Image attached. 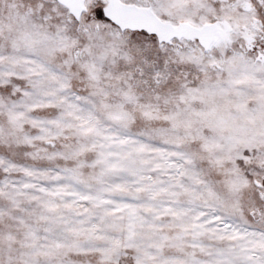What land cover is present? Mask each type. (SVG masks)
<instances>
[{
	"label": "snow or ice",
	"instance_id": "6c2138e0",
	"mask_svg": "<svg viewBox=\"0 0 264 264\" xmlns=\"http://www.w3.org/2000/svg\"><path fill=\"white\" fill-rule=\"evenodd\" d=\"M0 264H264V0H0Z\"/></svg>",
	"mask_w": 264,
	"mask_h": 264
}]
</instances>
